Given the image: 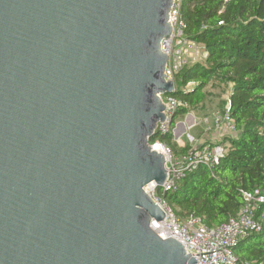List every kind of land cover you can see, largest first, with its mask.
<instances>
[{"label":"water","instance_id":"1","mask_svg":"<svg viewBox=\"0 0 264 264\" xmlns=\"http://www.w3.org/2000/svg\"><path fill=\"white\" fill-rule=\"evenodd\" d=\"M173 3L0 0V264H197L146 189Z\"/></svg>","mask_w":264,"mask_h":264},{"label":"trees","instance_id":"2","mask_svg":"<svg viewBox=\"0 0 264 264\" xmlns=\"http://www.w3.org/2000/svg\"><path fill=\"white\" fill-rule=\"evenodd\" d=\"M180 16L187 37L207 56L177 75L173 96L189 106L176 111L168 133H158L150 142L167 143L176 155L187 151L190 145L172 143L173 131L179 117L204 103L213 81L230 87L229 114L237 134L223 138L228 150L213 170L201 165L174 192L157 188L156 193L178 217H200L215 227L237 216L244 191H264V0H232L226 5L223 0H182ZM234 251L237 264H264V227L240 240Z\"/></svg>","mask_w":264,"mask_h":264},{"label":"built area","instance_id":"3","mask_svg":"<svg viewBox=\"0 0 264 264\" xmlns=\"http://www.w3.org/2000/svg\"><path fill=\"white\" fill-rule=\"evenodd\" d=\"M231 1L223 0L224 5ZM181 4L182 0H174L169 17L173 34L161 44L162 50L169 57L165 68L166 80H173L175 84L177 75L191 63L195 51L200 47L185 34L187 25L180 16ZM162 98L166 105L164 112L167 119L158 123L157 131L166 134L170 131V121L176 111L189 105L172 95H163ZM229 109L230 101L227 103L226 112L215 118V125L221 127L226 124L236 133L235 121L230 116ZM152 144L164 148L162 153L166 158L167 179L162 188L163 193L174 192L182 180L201 165L213 170L228 150L225 144L207 141L199 146L192 145L186 152L176 155L167 143L158 140ZM157 188L153 185L148 191L165 212V218L161 221L153 220V229L163 239L174 238L180 241L188 253L196 256L197 264H237L239 259L234 251L237 243L264 227V191L260 189L254 192L244 191V203L237 216L219 226L209 227L200 217H178L165 198L156 193ZM260 209L261 214L257 216Z\"/></svg>","mask_w":264,"mask_h":264},{"label":"rangeland","instance_id":"4","mask_svg":"<svg viewBox=\"0 0 264 264\" xmlns=\"http://www.w3.org/2000/svg\"><path fill=\"white\" fill-rule=\"evenodd\" d=\"M206 58L204 51L202 50L201 46L195 51L194 57L191 60L192 62L195 61H204ZM214 85L210 86L209 88H207L208 90V96L206 98V100L204 101V103L202 105L197 106L196 108H191L190 113L193 114V118L195 123L197 122V125L199 127H204L205 123H211L215 120V118L222 113V109L221 106H227L226 103H228L229 101V97H230V87L227 85H223L220 84L217 81H213ZM223 100H222V99ZM185 115L184 117H179L178 119V123H180L181 121L186 119ZM199 127H197V129H199ZM183 127L180 126L178 127V132H182ZM195 132V130H193L191 133L193 134ZM188 133V132H187ZM187 133H185L184 135H180L179 140H173L172 143H175L177 145V147H181L184 145H190V146H199L200 144H202L203 142L199 143H190V140L187 136ZM174 135L176 139V134L174 131ZM209 141V140H208ZM207 142V141H206ZM171 147V146H170ZM172 149V147H171ZM173 150V149H172Z\"/></svg>","mask_w":264,"mask_h":264},{"label":"crops","instance_id":"5","mask_svg":"<svg viewBox=\"0 0 264 264\" xmlns=\"http://www.w3.org/2000/svg\"><path fill=\"white\" fill-rule=\"evenodd\" d=\"M205 56H207L206 53H205ZM226 107L227 106H225V108ZM186 115H187L186 119L180 122V123L185 124V126H183V130H182L180 135H184L185 133L188 132L187 136H188L191 144L194 142L200 144L201 142H206L208 140L210 142H213V143H222L223 138H225L227 136L233 137L237 134V132L236 133L233 132L226 124H223L221 127H216L215 120L211 123H209V122L205 123V126L202 127V129H201V127H199L197 125V122L195 123L194 118H193V114H191L189 112ZM197 127H199V129H197ZM193 130H195V132L192 134L191 132ZM179 138H180V136L174 140H179ZM185 146L186 145L181 146L180 148L185 147ZM182 153H184V152H180L179 154H182Z\"/></svg>","mask_w":264,"mask_h":264},{"label":"bare ground","instance_id":"6","mask_svg":"<svg viewBox=\"0 0 264 264\" xmlns=\"http://www.w3.org/2000/svg\"><path fill=\"white\" fill-rule=\"evenodd\" d=\"M158 148H159V150H160L161 152H162V150H164V148L162 149V147L159 146V145H158ZM146 189H147V191H148L149 189H151V186H150V187L148 186V188H146Z\"/></svg>","mask_w":264,"mask_h":264}]
</instances>
